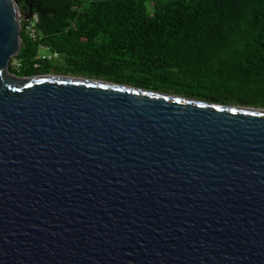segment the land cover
I'll return each mask as SVG.
<instances>
[{
	"label": "water",
	"instance_id": "obj_1",
	"mask_svg": "<svg viewBox=\"0 0 264 264\" xmlns=\"http://www.w3.org/2000/svg\"><path fill=\"white\" fill-rule=\"evenodd\" d=\"M0 0V264H264V109L8 71Z\"/></svg>",
	"mask_w": 264,
	"mask_h": 264
},
{
	"label": "trees",
	"instance_id": "obj_2",
	"mask_svg": "<svg viewBox=\"0 0 264 264\" xmlns=\"http://www.w3.org/2000/svg\"><path fill=\"white\" fill-rule=\"evenodd\" d=\"M14 1L38 15V39L22 20L13 75L82 77L264 109V0ZM41 46L59 59H37Z\"/></svg>",
	"mask_w": 264,
	"mask_h": 264
},
{
	"label": "built area",
	"instance_id": "obj_3",
	"mask_svg": "<svg viewBox=\"0 0 264 264\" xmlns=\"http://www.w3.org/2000/svg\"><path fill=\"white\" fill-rule=\"evenodd\" d=\"M26 24L24 26V30L25 32L29 35V37L33 40H37L38 39V33H37V24H38V15L37 14H33L29 20H25ZM40 50L43 51H47L48 54H38L37 59H41V60H47V61H51V60H58L59 59V54L58 53H52L50 52L49 48L46 46H41ZM38 63L35 65V67H38ZM20 66L19 62H15L14 67L16 69H18Z\"/></svg>",
	"mask_w": 264,
	"mask_h": 264
},
{
	"label": "rangeland",
	"instance_id": "obj_4",
	"mask_svg": "<svg viewBox=\"0 0 264 264\" xmlns=\"http://www.w3.org/2000/svg\"><path fill=\"white\" fill-rule=\"evenodd\" d=\"M151 6H152V4L150 3V4H148V12H150L151 11ZM39 53L40 54H45V55H47L48 54V52L47 51H43V50H39ZM50 75H53V74H50Z\"/></svg>",
	"mask_w": 264,
	"mask_h": 264
}]
</instances>
